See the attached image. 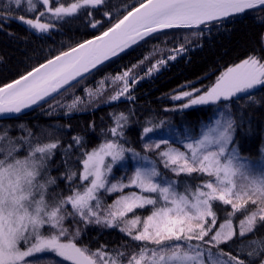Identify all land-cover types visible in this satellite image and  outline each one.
<instances>
[{
	"label": "snow or ice",
	"instance_id": "1",
	"mask_svg": "<svg viewBox=\"0 0 264 264\" xmlns=\"http://www.w3.org/2000/svg\"><path fill=\"white\" fill-rule=\"evenodd\" d=\"M24 3L25 0H7L5 8L0 9V13L6 11V15L0 14V24L6 19L18 20L30 30L48 34L56 22L84 10L85 18L92 17L87 19L86 27L99 34L77 42L54 57H45L11 81L0 83V120L11 119L14 114L36 105L42 107L41 102L48 103L46 98L53 93L61 89L67 92L66 85L75 87L72 81L79 84L88 78L86 73L94 76L93 70L99 71V65L140 41L147 42L149 37L157 39L160 33L182 36L183 43L174 48V55L166 58L175 60L188 50L184 47L188 36L210 34L214 28L224 27L229 18L246 10L264 11V0H135L125 11L113 16L111 12L104 13L105 0H76L70 6L48 8L52 21L41 23L31 15L17 16L12 11L13 5L19 9ZM43 4L48 6L49 0H43ZM97 9L102 13L99 18L93 11ZM171 29L190 31H165ZM152 70L158 69L154 65ZM128 77V70L116 77L124 83L111 100L125 94L129 100L134 98L129 92ZM262 86L264 57L248 56L229 67L203 91H183L173 96L175 100L184 101L180 105L183 109L220 105L214 109L215 118L209 117V127L203 137L184 145L190 155L172 147L160 153L164 167L172 166L171 170L177 175L201 174L200 187L186 188L183 194L174 190L176 186L171 182L167 186L154 182L160 175L154 167L136 168L134 178L127 184L109 182L107 174L125 159V147L117 141L124 134L126 115L114 116L110 132L116 140L105 139L91 152L80 154L76 163L81 164L82 172L72 167L65 172L63 179L70 182V193L66 197L48 195L50 186L56 183L47 174L48 160L57 148L56 142L34 145L32 141H25L21 143L20 152L13 146L6 155L0 145V264H48L49 261L55 264L62 261L71 264H245L244 256L229 252L230 241L236 235L252 232L257 222L264 227V173H254L238 150L236 113L238 102L249 99L254 90ZM75 106L73 102L68 110ZM254 106L256 101L249 105ZM259 106L264 107V99L259 101ZM152 131L151 127L143 128L144 133ZM73 145L78 146L76 150L83 147L82 138L74 136L64 149V156H69L68 149ZM155 146L159 148L160 144ZM106 158L110 160L106 162ZM204 176L209 179H203ZM73 181L85 183L77 186ZM129 186L157 195L149 197L132 192L110 206L100 202V190L117 192ZM189 190L194 194L188 195ZM146 207L149 212L146 219L135 215L131 220H124L128 213ZM220 211L227 214L224 222H220ZM229 216L240 219L238 232ZM118 221L126 225L120 228L121 232L127 233L132 241L144 243L130 244L131 251L128 248L124 252L112 250L109 255L104 247L91 252L74 242L80 236L79 228L73 230L74 224L118 227ZM148 243L156 247L149 248ZM248 264H264V250L259 259L249 260Z\"/></svg>",
	"mask_w": 264,
	"mask_h": 264
},
{
	"label": "trees",
	"instance_id": "2",
	"mask_svg": "<svg viewBox=\"0 0 264 264\" xmlns=\"http://www.w3.org/2000/svg\"><path fill=\"white\" fill-rule=\"evenodd\" d=\"M72 2L76 0H51V6H68ZM105 3L107 7H104V13L111 12L113 16H118L135 3V0H105ZM6 4L7 0H0V9H4ZM12 11L17 16L31 15L34 18L43 12L42 19L46 23L52 21L51 15L46 13L39 0H31L30 4L25 0L19 9L13 5ZM93 11L96 18L102 14L98 9ZM83 12L81 10L78 14L56 22L48 34L30 30L18 20L6 19L0 24V83L11 81L19 73L42 62L45 57H54L77 42L92 39L94 34L98 35L99 32L86 27L87 19L92 17L85 18ZM0 14L6 15V11ZM189 31L176 29L166 32ZM157 35V39L149 37L147 42L140 41L96 71L94 76L90 75L47 105L21 117L0 120V145H3L5 155L13 146L20 152L21 143L25 141H32L34 145L36 142L57 143V148L48 160L47 174L56 181L49 188V196L66 197L70 193V182L63 177L69 167L78 173L82 171L81 164L76 163L80 154L91 152L104 143L105 139L109 142L117 139L112 136L110 129L114 126V116L118 115H126L127 123L122 122L124 134L117 142L125 147V152L129 151L132 155H127L124 161L114 165L112 173L107 174L110 183L126 184L135 175L137 165L132 157L136 156L139 168L151 166L158 171L160 175L154 178V182L160 186H167L171 182L179 194H183L186 188L200 187L201 174L177 175L171 170L172 166L164 167L160 153L172 147L190 155L184 145L188 142L194 143L200 138L209 127V117L215 118L214 109L220 105L176 111L175 108L184 101L175 100L173 96L191 88L203 91L213 85L226 69L248 56L264 57V11L250 10L229 18L224 27L214 28L203 37L188 36V42L184 44L188 50L178 55L175 60L166 58L175 54L174 48L183 43L182 36H166L163 33ZM159 61L164 63L160 64ZM154 65L158 70H152ZM125 70L132 75L129 92L133 99L109 100L108 97L114 90L99 93L106 78L120 76ZM77 99L80 102L69 111L68 105ZM261 99H264V86L255 90L249 99H241L237 105L239 111L236 113L238 150L257 175L264 173V151H261L264 149V107L259 106ZM252 101H256V106L249 107ZM144 127H151L153 131L144 133ZM74 136H80L84 146L76 150L78 146L73 145V148L68 149L69 156H64L63 151ZM157 143L160 144L159 148L155 146ZM23 148L27 149L26 143ZM149 148L155 149L148 153ZM203 179L209 178L204 176ZM72 183L79 186L85 182ZM137 191L134 187L125 188L121 192L100 190L98 196L103 205L110 206L124 194ZM192 193L188 191V195ZM156 195L150 194L151 197ZM148 207L135 209L124 220H131L135 215H139L141 220L145 219L149 214ZM226 215L223 211L219 212L220 222H224ZM228 218L232 219L234 230L238 232L240 219L233 216ZM118 224V227H105L94 223L74 224L73 230L80 229V236L74 242L91 252L104 247L109 250V255L112 250L124 252L130 244L144 243L132 241L127 233L120 231L126 225L119 221ZM230 244L232 247L229 252L244 256L245 264L249 260L259 259L260 252L264 250V227L257 222L252 232H245L243 236L236 235ZM147 246L153 248L150 243ZM128 250L131 251L130 248ZM212 251L215 253L216 250ZM56 259L62 261V258ZM48 264H55V261H49ZM62 264L71 263L62 261Z\"/></svg>",
	"mask_w": 264,
	"mask_h": 264
},
{
	"label": "rangeland",
	"instance_id": "3",
	"mask_svg": "<svg viewBox=\"0 0 264 264\" xmlns=\"http://www.w3.org/2000/svg\"><path fill=\"white\" fill-rule=\"evenodd\" d=\"M42 4H43V0H39ZM44 5V4H43ZM68 6H70V5H68ZM44 7H45V10H46V13H48V14H50L51 15V13L48 11V8H50V7H52L51 6V0H49V5L48 6H45L44 5ZM35 19L36 20H39V22H41V23H46V21H44L43 19H42V16L41 15H38V16H36L35 17ZM233 67V66H232ZM227 70V69H226ZM225 70V71H226ZM120 76H122V75H120ZM128 79V82H130L129 80L130 79H132V75L131 74H129V77L127 78ZM123 83H124V81L123 80H116V77L115 78H106V81L104 80V82H103V85L101 86V90L99 91V93H102L103 92V90H104V92L105 91H112V90H114L113 92H111L110 93V95H109V97H108V99L109 100H111L110 99V97L112 96V95H115L116 94V92L119 90V89H121L122 87H123ZM258 88H260V87H258ZM257 88V89H258ZM256 89V90H257ZM194 90H196V88H191V89H187V90H185V91H194ZM255 91V90H254ZM182 92H180V93H178V95L179 94H181ZM124 96H127L126 94L125 95H123V96H121V97H124ZM120 97V98H121ZM118 100H120V99H118ZM75 101V100H74ZM80 102V100H78L77 99V101H76V103H79ZM195 107H199V105H197V106H191V107H189V108H187V109H190V108H195ZM175 110L176 111H180V110H186V109H183V108H181L180 106L179 107H176L175 108ZM207 129H208V127L203 131V133H202V135L200 136V138L199 139H201L202 137H203V134H204V132L205 131H207ZM195 143V142H194ZM154 149L155 148H149L148 150H147V152L149 153V152H151V150H153L154 151ZM129 151H127V152H125V157L127 156V155H131L130 153H128ZM133 152V151H132ZM132 158H134V160H135V162H136V165H137V168H139V160H138V158L136 157V156H133ZM146 158H148V157H146ZM142 159V158H141ZM107 160H110V158H106V162H107ZM143 161H144V159H142ZM144 168H152L151 166H146V167H144ZM82 172V171H81ZM132 178H134V176L132 177ZM131 178V179H132ZM127 183L129 182V180L128 181H126ZM126 183V184H127ZM129 187H132V186H129ZM125 188H128V187H125ZM125 188H123V190L125 189ZM135 188V187H134ZM136 189H138V188H136ZM121 192V191H120ZM130 194V193H129ZM129 194H124V195H129ZM137 194L138 195H144V196H149V197H151L150 196V194L151 193H142L139 189H138V191H137ZM123 195V196H124ZM122 197V196H121ZM120 198V197H119ZM129 214V213H128ZM146 219V218H145ZM142 220H144V219H142ZM139 227V226H138ZM78 246V245H77ZM78 247H80V246H78ZM153 247H155L154 245H153ZM71 263V262H70Z\"/></svg>",
	"mask_w": 264,
	"mask_h": 264
},
{
	"label": "water",
	"instance_id": "4",
	"mask_svg": "<svg viewBox=\"0 0 264 264\" xmlns=\"http://www.w3.org/2000/svg\"><path fill=\"white\" fill-rule=\"evenodd\" d=\"M246 11H250V10H246ZM171 30H172V29H171ZM165 31H168V30H165ZM134 46H135V45H133L132 47H134ZM132 47L126 49L125 52L128 51L129 49H131ZM125 52H123V53H125ZM123 53H120L118 56H120V55L123 54ZM118 56L113 57V58H111V59L108 60V61H105L103 64L99 65L98 68L100 69L101 67H103L104 65L108 64L109 62H111L112 60H114L115 58H117ZM93 71L95 72V71H97V70L94 69ZM85 75H86V76H89V75H91V74L86 73ZM78 79H80V78L78 77ZM81 81H82V80H81ZM71 84H75V85H76V82H75V81H72ZM65 87H66V88H69V89L71 88L69 85H66ZM64 92H65V91H64L63 89H61V90L59 91V93H53L52 96L47 97L46 99L48 100V102H50L51 100H53L54 98H56L57 96H59L60 94H62V93H64ZM53 97H54V98H53ZM41 103H42L43 105L47 104V103H43V102H41ZM39 107H41V106L36 105V106L31 107V108L24 109V110H22L21 113H19V114H14V115H13V118H15V117H19V116H22V115H24V114H26V113H28V112H31V111H33V110L39 108Z\"/></svg>",
	"mask_w": 264,
	"mask_h": 264
}]
</instances>
